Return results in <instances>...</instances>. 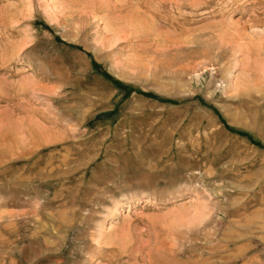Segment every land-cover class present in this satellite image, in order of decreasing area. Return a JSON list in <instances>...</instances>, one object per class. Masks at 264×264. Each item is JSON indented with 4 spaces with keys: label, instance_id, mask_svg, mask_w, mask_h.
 <instances>
[{
    "label": "rangeland",
    "instance_id": "1",
    "mask_svg": "<svg viewBox=\"0 0 264 264\" xmlns=\"http://www.w3.org/2000/svg\"><path fill=\"white\" fill-rule=\"evenodd\" d=\"M0 264H264V0H0Z\"/></svg>",
    "mask_w": 264,
    "mask_h": 264
},
{
    "label": "bare ground",
    "instance_id": "2",
    "mask_svg": "<svg viewBox=\"0 0 264 264\" xmlns=\"http://www.w3.org/2000/svg\"><path fill=\"white\" fill-rule=\"evenodd\" d=\"M145 246V245H144Z\"/></svg>",
    "mask_w": 264,
    "mask_h": 264
}]
</instances>
